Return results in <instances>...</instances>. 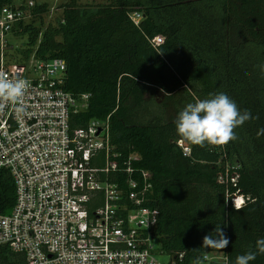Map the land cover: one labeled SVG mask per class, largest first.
Instances as JSON below:
<instances>
[{
  "label": "trees",
  "instance_id": "16d2710c",
  "mask_svg": "<svg viewBox=\"0 0 264 264\" xmlns=\"http://www.w3.org/2000/svg\"><path fill=\"white\" fill-rule=\"evenodd\" d=\"M49 7L37 3L33 21L22 24L19 35L30 39L22 52L29 56L38 45V57L64 58V87L91 93L78 124L111 115L112 143L124 158L138 154L132 165L152 173L146 205L160 211L155 233L169 264H200L207 252L235 264L237 256L256 252L264 239V0H68L60 3L62 19L44 28ZM135 11L143 15L139 23ZM157 36L163 42L155 46ZM220 92L252 118L227 145L187 142L191 153L184 154L178 114ZM227 163L231 175L239 174L236 184L220 180ZM238 192L247 198L239 211L231 202ZM16 199L13 175L0 168V214L10 213ZM216 225L228 246L201 247ZM0 264H26V257L0 245ZM249 264H264V254Z\"/></svg>",
  "mask_w": 264,
  "mask_h": 264
},
{
  "label": "built area",
  "instance_id": "2783aa9c",
  "mask_svg": "<svg viewBox=\"0 0 264 264\" xmlns=\"http://www.w3.org/2000/svg\"><path fill=\"white\" fill-rule=\"evenodd\" d=\"M36 5H0V74L29 82L19 104L4 102L0 110V168L11 172L17 190L11 212L0 214V245L24 254L26 264H166L158 257L161 242H154L160 241V211L146 205L152 173L132 165L138 154L124 158L112 143L111 115L78 124L91 93L64 87V58H40L38 45L24 56L28 47L10 43L33 21ZM49 8L44 28L63 16L51 19ZM131 17L139 23L143 15L135 11ZM162 42V36L153 39L155 46ZM178 145L191 153L183 139ZM231 168L227 163L220 180L236 184L239 174L231 175ZM246 200L240 192L231 196L233 204ZM226 262L222 253L207 252L200 264Z\"/></svg>",
  "mask_w": 264,
  "mask_h": 264
},
{
  "label": "clouds",
  "instance_id": "9594fccd",
  "mask_svg": "<svg viewBox=\"0 0 264 264\" xmlns=\"http://www.w3.org/2000/svg\"><path fill=\"white\" fill-rule=\"evenodd\" d=\"M29 82L25 79L11 80L0 74V110L5 107L4 102L19 104L25 95ZM251 113L239 110L237 104L227 94L220 92L195 103L187 104L175 120L179 137L191 145L201 148L205 145L224 146L236 140L235 129L251 119ZM237 211L242 209L240 203H234ZM229 244L220 225L212 233L203 237L202 246L205 249L223 250ZM256 252L239 255L235 264H249L258 254H264V239L256 242Z\"/></svg>",
  "mask_w": 264,
  "mask_h": 264
},
{
  "label": "rangeland",
  "instance_id": "374dc122",
  "mask_svg": "<svg viewBox=\"0 0 264 264\" xmlns=\"http://www.w3.org/2000/svg\"><path fill=\"white\" fill-rule=\"evenodd\" d=\"M28 0H13V3L16 5H20L22 3L27 2ZM68 0H36L37 3L42 4V3H48L51 8H53V17L51 19H55L59 14H62L63 10L60 8V3L65 2ZM108 0H79V2L82 5H88V4H99V3H105ZM47 19H50V16L47 17ZM10 43L14 46V48H27L29 46V35L28 34H23V35H17V36H10L9 37ZM21 50V49H20ZM154 242L156 245L159 246V239H155ZM159 259L166 263L169 264L171 260V256L166 254V253H158Z\"/></svg>",
  "mask_w": 264,
  "mask_h": 264
}]
</instances>
